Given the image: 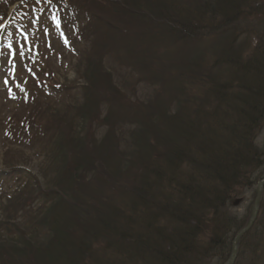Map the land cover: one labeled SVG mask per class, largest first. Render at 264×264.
<instances>
[{
  "label": "rangeland",
  "instance_id": "obj_1",
  "mask_svg": "<svg viewBox=\"0 0 264 264\" xmlns=\"http://www.w3.org/2000/svg\"><path fill=\"white\" fill-rule=\"evenodd\" d=\"M214 3L0 0V264H174L160 244L168 253L177 227L185 247L188 234L215 231L219 240L250 213L253 184L240 189V203L233 198V223L221 215L219 228H209L205 203L177 225L165 205L175 198L166 174L187 182L192 172L187 161L175 170L169 159L187 140L195 161L199 129L220 122L228 133L224 153L213 148L226 144L213 141L214 129L202 134L210 159L233 148L242 134V108L231 107L244 103L239 72L248 66L256 78L253 63L264 55L262 15L248 7L220 27L223 17L203 14ZM236 55L243 60L235 66ZM217 84L227 90L215 91ZM248 91L247 106L263 104L256 93L264 92ZM253 136L264 146V126ZM256 172L251 181L264 167ZM258 204L255 221L264 226V197ZM140 236L150 247L138 246ZM257 248L264 253V241ZM244 253L248 264L252 253ZM177 256L175 263L194 264Z\"/></svg>",
  "mask_w": 264,
  "mask_h": 264
},
{
  "label": "trees",
  "instance_id": "obj_2",
  "mask_svg": "<svg viewBox=\"0 0 264 264\" xmlns=\"http://www.w3.org/2000/svg\"><path fill=\"white\" fill-rule=\"evenodd\" d=\"M263 4H264V0H256L255 3L253 4L254 6L250 4L248 0L246 1L245 0H215V3L211 5L212 7L211 6L206 7L205 12H203V14L210 15V16L218 15L219 17H223L220 27H224L227 24V20L229 23L231 18L234 15L236 16L239 12L241 13L247 12L246 9H248V7H249V11L247 12V14L251 15V12H253L256 9V11L260 13V15H262V17L264 18V6H262ZM263 34H264V31H263ZM226 54L228 53L223 52L221 54V57H223V55H226ZM263 54H264V51H263ZM260 57H262V62L260 61V63H257V62L253 63V68L258 69V71H260V73L258 71L256 72V75H257L256 78H252L249 72L247 73V69L249 68L248 66H247V69L242 68L243 71L240 70L239 73H241V75L243 76L241 75L239 76L240 93H237L236 96L244 100V101H239V103L240 102H244V103L233 104V106H231L232 108L234 107L235 109H236L235 105H238L237 107L242 108V112L239 115L240 118H238L240 122L242 123V125L239 128L242 134L237 135V139L240 141L238 142V144H235V142L238 140L230 139L232 143H229V144H232L233 148L229 150L231 151L234 150L235 152L238 149V147L241 148L242 144L248 141L249 149H251L249 152L250 153L249 155H251V152L253 151V156H254V152H257L256 150L253 149V147H255V142H253L252 140L253 135L258 130V128L261 127V125L264 126V123H263L264 121V96L260 92L256 93L258 98L263 97V99H259V102L263 104H256L254 107L255 109L252 106H250V103H249V106H247L245 101H247V99L251 97L250 93L246 94L249 92L248 90H256V91L264 92V55L259 53V58ZM236 58H237V55L235 56V58L232 59L235 66H236V60L242 61L243 56L241 57V59H236ZM219 84L215 85V91L220 92V90H224V89L227 90V88L219 86ZM244 91L246 92L245 94H243ZM227 97L222 98L223 101L227 100ZM229 98H231V101L233 100L234 92L229 93L228 99ZM231 101H229L228 103L230 104ZM236 102H238V100H235L234 103ZM248 102H251V100L247 101V103ZM200 122L201 121H198V123ZM210 123H207V124H210ZM216 124L219 126H223V124H221L220 122H217ZM237 124H240V123L236 121L235 123H232V125H230V133L232 132L233 128ZM200 125L201 124H199V126ZM217 125H216V128H209V129H212V130L214 129L213 136L215 139H213V141L216 140L215 142H218L220 141L221 138H224V141L226 142V144L220 141L219 142L220 145L218 144L217 146L213 147L215 149H221L220 146L221 147H223V145L228 146L229 138H228V133L225 132L223 135L220 128ZM192 127H193V124H192ZM204 128L209 133L208 126L206 125L204 126ZM206 131L199 129L194 135L195 140H198V139L201 140L202 144H200V148L203 149V151L200 150L197 153L195 157H198V158L195 161L191 160V156H190L191 148L189 147L187 140H186L185 146L181 147L180 151H177V154H175V156L172 157L175 161L169 159V161L175 164L174 165L175 170H178V163H180V160L187 161V163L190 164V168H192V172L189 173L187 177V182L184 180H181L179 173L177 174L173 173L171 175L166 174V177L169 178L168 183L170 181L172 182V184H170L169 186V190L174 192L175 198L174 199L173 197L169 198L172 200L169 202V204H165V205L167 206V208L169 207V210H171L172 213L175 214V215H171V218L172 220H176V225L187 221V218L189 217L190 213L194 209H197V208L199 209V207H201L204 203L205 205L203 207H205L206 209H209L207 210V213H208L207 216H209L210 219H206V220L212 221L211 225L209 226L210 229L211 228L214 229L215 226L220 225L219 221L221 220V215L224 216L225 222L228 218L229 222L232 224L233 218H236V217L234 216L233 213L229 211L230 205L232 204L231 202L233 198H235L237 194L240 192L241 187L245 186V184H248L249 181H251L250 179L252 178V177L247 178L250 173H246L244 175L243 173L242 174L237 173L240 169L236 167L238 163L235 161L232 164L233 167L232 165H229L230 169H232L233 176L225 184H222L221 189L217 188L218 185L213 178L214 176L213 172L214 173L216 172V168L219 167V164L216 163L215 161L214 163H211L212 165L209 167H208V164H206V161L208 160L213 161L212 159H210V154L206 150L207 144L203 146V141H202L201 136L203 133L204 135H206ZM241 135H244V136L242 137ZM230 157L231 156L227 155V153L224 156V158H226L228 162H231L232 160ZM256 161H257V158L254 157L253 160H251L248 163V164H251V166L248 167L250 168V170L252 169V167H254V165L256 164ZM181 175L182 177L184 176L182 173ZM211 175H212V180L207 181L206 176H211ZM228 176H229V173H228ZM238 177L247 178L246 180L247 183L245 181L241 183L240 185H238L237 184ZM217 192L218 194L220 193L219 196H217ZM206 204H208V207L206 206ZM194 218H197V217L194 216ZM244 219L245 218H243V220ZM243 220L238 219L234 224H232L233 226L228 231L226 236H224V238L223 236L219 238L220 241L214 239L215 231L210 232V236L208 235L207 238H204L205 237L204 235L198 234V233H196L195 236H189L188 234L187 235L189 237V240L187 242L188 245H184L185 247L181 246L182 245L181 238L184 237L183 236L184 230H182V228L180 229V227L179 228L177 227L176 228L177 234L175 235L176 237H173L172 239V242H173L171 244L172 246L168 245L170 246V249H171V250L170 249L167 250L168 253L165 252L162 244H160L162 248V254H165V256L167 257L166 262L170 261V262H173L174 264H178V263L188 264V263H185V262L183 263L179 261L175 263V260L173 258L175 257V255L177 256V254L178 256L182 258L184 257L188 258V261L192 263L194 262V264H220L227 257L229 253L230 244H231V238L233 234H235L237 229L240 227V225H242ZM137 224H142V226H145L144 223H142L141 221ZM203 228L204 227H201L199 230H202ZM217 228L219 227L217 226ZM256 228H259L261 231H257ZM166 237L167 238L169 237L168 232H167ZM246 237L247 238L241 242V243H244L243 249L241 248L239 249L238 256L234 264L242 263L240 256H243L244 254H246L244 253L245 250H249V253L250 252L252 253V260L249 259L250 262L248 264H263L262 260L264 257V253H261L257 247H260V244L262 243V241H264V226H261L258 223V221H256L253 229H251L247 233ZM199 239H203V240L200 241ZM135 240L138 243L139 247H145V248L150 247L149 244L145 240H143L141 236L139 238H135ZM165 242L167 243V240ZM150 244H152L151 241H150ZM189 245L190 246L192 245V246L190 247ZM151 249L154 251L152 247ZM156 254L160 255L161 252L157 250ZM213 259H216L217 262L212 261Z\"/></svg>",
  "mask_w": 264,
  "mask_h": 264
},
{
  "label": "bare ground",
  "instance_id": "obj_3",
  "mask_svg": "<svg viewBox=\"0 0 264 264\" xmlns=\"http://www.w3.org/2000/svg\"><path fill=\"white\" fill-rule=\"evenodd\" d=\"M229 47V46H228ZM263 126L261 125V127L258 128L257 131H260V129L262 128ZM254 137V136H253ZM221 147V146H220ZM254 150H258L257 152H254V156H253V151L251 152V155H249L250 153V150L249 149V145H248V141L243 143V146L241 148L238 147V149L234 152V151H231V150H226L225 152L227 153V155H230L231 157V162H228V160L226 158H224V156H222L220 153H217V154H214L211 156V159L213 161H215L216 163L219 164V167L216 168V174L213 172L214 176V180L216 181L217 183V188H219L220 186H222V184H225L228 180H230V178L233 176L232 175V169H230L229 165H232L233 162H237L239 164L236 165V167L238 169H240L237 173L239 174H246V173H250L247 176V178H251V177H254V173H257L256 172V169L258 167H264V146H262L261 148L258 149V145L255 143V147H253ZM222 151L224 153V149L222 148ZM256 157L257 158V161H256V164L254 165V167H252V169L250 170V168H248L249 166H251V164H248L251 160H253V158ZM247 165V166H246ZM258 166V167H257ZM233 167V165H232ZM255 167H257L256 169H254ZM248 168V169H247ZM261 169V168H260ZM252 171V172H251ZM229 173V176H228V173ZM207 177V176H206ZM247 178H244V177H238V182L237 184L240 185L241 183L245 182L247 180ZM255 178V177H254ZM254 178H253V181H249L248 184H245V186H242L241 188V192H240V195H242V191L244 189H248L247 186H252V184L254 185V194H253V199L255 200L256 196H257V193L259 192V199H261V197H264V184L261 185L259 188L257 187V181L255 182L254 181ZM251 180V179H250ZM255 182V183H254ZM239 195V196H240ZM239 196H236L235 199L237 200V203L241 202V197ZM254 202V201H253ZM231 207V206H230ZM229 211L231 213H233L231 211V209L229 208ZM251 212H252V207H251V210H250V213L249 214H246L244 215V222L245 224H248L250 222V216H251ZM255 217L257 219L258 217V214L256 212L255 214ZM259 221V219H258ZM254 223H256L255 221V218L253 221L250 222V226H252ZM238 256V255H237ZM242 256H240L241 258ZM237 259V257H236Z\"/></svg>",
  "mask_w": 264,
  "mask_h": 264
},
{
  "label": "water",
  "instance_id": "obj_4",
  "mask_svg": "<svg viewBox=\"0 0 264 264\" xmlns=\"http://www.w3.org/2000/svg\"><path fill=\"white\" fill-rule=\"evenodd\" d=\"M264 184V177L257 183V187L259 188L261 185ZM258 202H259V192L257 193V196L253 202V206H252V212H251V216L249 217L250 218V222L254 220L255 218V214H256V211H257V205H258ZM250 222L248 224H246L242 229H240L236 236L234 237L233 241H232V246H231V252H230V256L228 258V260L226 261L225 264H232L234 258H235V255H236V246H237V240L239 238V236H241V234H243V232H245L246 230L249 229L250 227Z\"/></svg>",
  "mask_w": 264,
  "mask_h": 264
}]
</instances>
